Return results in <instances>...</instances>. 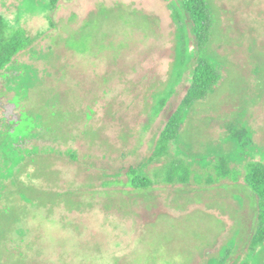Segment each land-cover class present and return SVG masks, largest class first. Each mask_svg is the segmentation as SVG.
<instances>
[{
    "label": "rangeland",
    "instance_id": "rangeland-1",
    "mask_svg": "<svg viewBox=\"0 0 264 264\" xmlns=\"http://www.w3.org/2000/svg\"><path fill=\"white\" fill-rule=\"evenodd\" d=\"M51 2L0 0V13L9 24L26 30L28 53L39 55L53 47L50 62L42 58L32 64L33 70L15 83V94L2 93L0 110L8 129L18 130L20 139L48 131L53 147L65 133L86 131L88 120L77 113L80 98L88 96L87 89L94 94L96 75L107 74V98L117 106L127 96L120 113L136 112L130 145L119 155L132 157L134 165L151 162L161 128L181 106L192 81L191 65L182 71L178 61L182 33L169 2L57 0L54 7ZM208 3L214 21L207 53L220 78L206 99L192 104L180 131V147L190 155L187 162L195 173L191 189L162 188V169L182 157L173 152L177 147L147 167L156 188L171 197L173 213L154 217L148 210V216L136 220L129 212L135 206L120 205L123 191L98 193L100 200L108 199L104 209L115 213L107 215L100 206L89 210L73 201L85 196L83 188L62 191L57 184L81 180L69 163L30 157L19 167V191L5 188L0 195V264H217L230 242L238 249L226 264H240L237 254L248 251L259 209L245 183L247 161L239 157L233 135L242 132L244 140L254 136L264 152V0ZM65 52H73L77 61L68 62ZM2 79L0 75V84ZM103 125L99 122L97 132L89 128L86 135L95 132L100 140L105 133L116 135V125ZM220 155L228 158L233 172L225 179L214 168ZM31 165L35 171L23 180ZM25 180L33 187H25ZM108 184L114 179L107 178ZM252 261L264 264V249Z\"/></svg>",
    "mask_w": 264,
    "mask_h": 264
},
{
    "label": "trees",
    "instance_id": "trees-1",
    "mask_svg": "<svg viewBox=\"0 0 264 264\" xmlns=\"http://www.w3.org/2000/svg\"><path fill=\"white\" fill-rule=\"evenodd\" d=\"M167 1L172 10L173 18L180 25V32L182 33L181 43L178 45V61L181 65L183 64L182 71L188 65H191L192 81L181 106L161 128L153 159H165L171 155L173 148L177 147L178 149L173 152H175L176 156L182 157L174 159L166 168L162 169V188L167 190L170 187H175L179 192H188L191 189L189 187L192 185L195 173L191 168L190 162H187L190 155L185 152L184 148L180 147L179 136L192 104L206 99L220 78L218 65L207 53L209 47L207 45L211 37L214 20L208 0ZM56 3L57 0H52V7ZM28 43L29 37L26 30L21 27H12L6 17L0 13V75L3 77V82L0 84V99L3 92H13L15 94V83L19 82L22 75H28L29 71L33 70L31 69L34 68L32 64L37 63L42 58L44 61L50 62L47 57L49 58V51L53 50L52 46L48 45V50L35 55L34 53H28ZM65 57L68 62L77 61V56L75 57L73 52H70V54L65 52ZM13 72H17V75L10 76ZM96 77L98 78H94V84H96L94 94H91L93 89H87L86 93L88 96H81L82 106L77 108L79 116L88 120L84 124L87 130L63 134L65 143H62V140L59 144H55L54 147L50 142L48 131L45 130L30 132L27 137L22 139H20L18 130H14L11 133L5 119L2 118V111L0 110V177L5 176L0 179V195L5 188L19 191V179L21 177L19 167L28 163L30 157L59 158L66 161L65 163H69L72 172L75 175L80 174L81 180L76 185H67L68 181L66 180L59 181L57 183L58 186L62 187V191L73 192L83 188L85 196L72 199L74 202L82 201L88 206L89 210L94 208V206H100L107 215L112 212L115 213L116 210L104 209L108 199L102 197L100 200L98 193L102 191L108 193L123 191L125 192V197L120 200V205L129 206V209L135 206V209L129 210V212L136 220L139 216H148V210L154 217L161 214L170 215L176 208L175 205L174 208L170 206L171 202L168 199H171V197L167 195V192L156 188L155 182L148 173L147 167L154 160L151 159V162H142L134 165L131 164L133 161L132 157H120L119 155L130 145L129 140L132 138L130 137V122L136 112L131 115L121 114L120 107L126 101L127 96L118 100L120 105H113L115 102L107 98V94L111 90V86L110 88L108 87V83L111 82L109 80L110 75L102 74L96 75ZM129 87L133 89L131 85ZM164 103L165 99H162L159 105L163 107ZM21 111L19 114H21ZM84 111H86V115H80ZM99 122H103V126L116 125L118 127L116 135L106 136L105 133L102 140H100L99 136L96 137L95 132L94 136L93 134L86 135L89 128H93L96 131ZM11 134L15 136V140H12ZM242 135V132L233 135V143L238 148L239 157L247 161L245 183L258 201L259 213L255 232L246 247L248 251H243L237 256L240 257L238 258L241 260L240 264H254L252 259L255 256L256 258L259 257L264 249V159L261 156L264 152L254 144V136L244 140ZM23 142L22 148L19 147L18 144ZM42 142H50V144L42 146ZM254 154H259V160L256 159ZM26 168L25 175L22 176L23 180L36 169L33 165ZM214 168L220 179L233 175L229 167L228 158L224 155L217 156ZM153 174L158 176V171L156 170ZM107 178L114 179V184L104 185ZM27 183L30 186L26 184L25 180L23 182L25 187H33L30 182ZM68 184L70 183L68 182ZM51 188L53 187H49L47 190L50 191ZM103 196L111 197L113 195L105 194ZM121 219L126 220V218ZM230 243H232V247L228 246L229 243L223 247L224 250L221 252L223 259L222 261H217V264H226V260L230 259L233 253H236L238 249L236 243Z\"/></svg>",
    "mask_w": 264,
    "mask_h": 264
},
{
    "label": "flooded vegetation",
    "instance_id": "flooded-vegetation-1",
    "mask_svg": "<svg viewBox=\"0 0 264 264\" xmlns=\"http://www.w3.org/2000/svg\"><path fill=\"white\" fill-rule=\"evenodd\" d=\"M254 156H255V154H254ZM255 158V157H254Z\"/></svg>",
    "mask_w": 264,
    "mask_h": 264
}]
</instances>
